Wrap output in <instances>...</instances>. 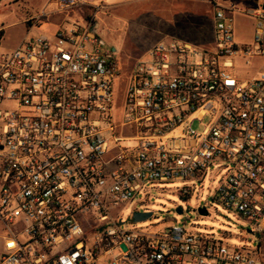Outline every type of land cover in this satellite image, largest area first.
Returning <instances> with one entry per match:
<instances>
[{
  "label": "built area",
  "instance_id": "obj_1",
  "mask_svg": "<svg viewBox=\"0 0 264 264\" xmlns=\"http://www.w3.org/2000/svg\"><path fill=\"white\" fill-rule=\"evenodd\" d=\"M102 4L47 0L0 47V264H264V4L215 1L212 50L161 40L129 69L99 34ZM234 13L253 21L249 43ZM46 21L54 32L33 35ZM218 166L215 199L257 248L139 228L147 211L124 222L148 184L185 198Z\"/></svg>",
  "mask_w": 264,
  "mask_h": 264
},
{
  "label": "rangeland",
  "instance_id": "obj_2",
  "mask_svg": "<svg viewBox=\"0 0 264 264\" xmlns=\"http://www.w3.org/2000/svg\"><path fill=\"white\" fill-rule=\"evenodd\" d=\"M98 15L99 34L107 45L116 49L121 62L129 69L144 60L149 48L161 40H184L213 49V21L211 4L215 1L229 6L249 4L257 8L264 0H102ZM47 0H0V29L3 32L1 49L14 50L26 38V19L44 9ZM236 40L249 43L253 36V21L234 13ZM25 23V24H24ZM56 25L46 21L33 35H51ZM5 33V35H4ZM199 45V46H200ZM205 45V46H206ZM124 95L123 88L121 90ZM198 130L199 125L194 127ZM227 169L215 167L203 183H196L193 193L181 197L177 192L182 183L147 185V190L124 210V222L133 210L152 212V218L139 228L161 230L173 226L187 231L214 235L232 246L255 249L261 239L248 234L249 224L238 214L228 210L215 197ZM209 204V215L202 217L196 209ZM181 207L182 214L177 213ZM99 264H111L106 257Z\"/></svg>",
  "mask_w": 264,
  "mask_h": 264
},
{
  "label": "water",
  "instance_id": "obj_3",
  "mask_svg": "<svg viewBox=\"0 0 264 264\" xmlns=\"http://www.w3.org/2000/svg\"><path fill=\"white\" fill-rule=\"evenodd\" d=\"M263 8H264V6H263ZM96 26H97V25H96ZM114 50L116 51V49H114ZM176 211H177L178 214H182V213H183L181 207H178ZM197 212L199 213L200 216H207V215H208V211H207L206 208H204V207L199 208V209L197 210ZM151 215H152V213H148V214H137V215L135 216V221H136V222L143 221V220H145L146 218L151 217Z\"/></svg>",
  "mask_w": 264,
  "mask_h": 264
},
{
  "label": "crops",
  "instance_id": "obj_4",
  "mask_svg": "<svg viewBox=\"0 0 264 264\" xmlns=\"http://www.w3.org/2000/svg\"><path fill=\"white\" fill-rule=\"evenodd\" d=\"M109 1H111V0H106V2H109ZM211 8H212V6H211ZM212 14H213V9H212ZM56 20V22H59V19H55ZM26 22V21H25ZM25 24V23H24ZM25 29H26V33H28V28H27V26L25 27ZM3 32H5L4 30L2 31V33H1V35H0V41L2 42L3 41ZM4 35H5V33H4ZM27 35V34H26ZM1 42H0V47H2L1 46ZM21 43V42H20ZM19 43V44H20ZM19 46V45H18Z\"/></svg>",
  "mask_w": 264,
  "mask_h": 264
},
{
  "label": "flooded vegetation",
  "instance_id": "obj_5",
  "mask_svg": "<svg viewBox=\"0 0 264 264\" xmlns=\"http://www.w3.org/2000/svg\"><path fill=\"white\" fill-rule=\"evenodd\" d=\"M208 206H210L209 204H205L204 206H202V207H204V208H206V210L208 211L209 210V207Z\"/></svg>",
  "mask_w": 264,
  "mask_h": 264
}]
</instances>
